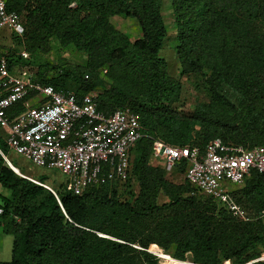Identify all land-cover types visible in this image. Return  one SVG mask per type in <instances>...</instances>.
<instances>
[{"label":"trees","instance_id":"obj_1","mask_svg":"<svg viewBox=\"0 0 264 264\" xmlns=\"http://www.w3.org/2000/svg\"><path fill=\"white\" fill-rule=\"evenodd\" d=\"M171 3L181 65L177 77L161 55L168 36L163 0H13L10 8L25 26L23 38L14 37V53L24 44L31 58L47 54L56 39L86 55L84 67L57 69L38 61L30 69L36 78L80 98L99 85L106 69L110 85L97 96L99 109L137 113L144 134L132 148L128 179L80 194L67 190L66 183L53 193L43 185L47 177L21 171L40 184L16 173L5 160L10 149L0 135V186L8 192L0 191V240L2 233L14 237L11 259L0 264H161L146 250L152 243L165 251L172 246L181 260L191 252L198 264L225 259L264 264L258 259L264 244V219L258 218L264 173L253 169L233 191L249 216L239 221L211 197L193 193L186 180H169L164 168L151 162L153 138L201 148L216 137L227 144L264 145V0ZM116 15L136 18L141 36L133 40L115 27ZM14 53L11 65H30ZM184 77H197L210 93L190 113L177 107ZM178 168L184 171L185 162ZM133 182L136 188L123 199L119 189ZM161 193L167 200L159 202Z\"/></svg>","mask_w":264,"mask_h":264},{"label":"built area","instance_id":"obj_2","mask_svg":"<svg viewBox=\"0 0 264 264\" xmlns=\"http://www.w3.org/2000/svg\"><path fill=\"white\" fill-rule=\"evenodd\" d=\"M12 2L0 0L3 140L11 151L35 165L55 168L67 175L66 188L75 194L94 185L123 183L130 175L132 148L144 134L138 114L120 108L106 113L99 109L97 95L90 92L79 98L74 92L41 83L22 64L11 65L14 37L23 38L25 33L20 14L10 8ZM3 41L11 45L5 47ZM14 54L23 59L31 57L24 44ZM19 103L23 105L21 109L17 108ZM152 141V160L162 161L166 170L172 171L185 162V180L194 188L193 193L211 197L239 221L249 219L233 191L244 184L253 169L264 173V145L227 144L220 137L211 139L202 148L195 144L174 145L159 138ZM151 245L146 250L155 254L161 264L162 258L184 263Z\"/></svg>","mask_w":264,"mask_h":264},{"label":"rangeland","instance_id":"obj_3","mask_svg":"<svg viewBox=\"0 0 264 264\" xmlns=\"http://www.w3.org/2000/svg\"><path fill=\"white\" fill-rule=\"evenodd\" d=\"M162 12L164 15V19L167 25L168 29V36L164 41L163 48L161 49V55L166 59L168 64V71L169 73L177 77L180 73V61L178 58L176 45H177V32H176V25H175V16L173 13L172 3L171 0H163L162 5ZM112 22L119 30L123 31L125 34H127L131 39H136L141 36L142 30L141 27L134 17L124 16V15H116L112 18ZM13 43V39L11 40ZM10 41V42H11ZM2 42V41H1ZM52 49L47 54H39L35 58H29L26 59V63L30 62L28 64H25L24 66L27 69H31L32 67L36 66V62H48L51 65L56 66L55 68H62V67H84L86 65V55L83 52L78 51L73 45L68 46L66 48H63L59 45L56 39H52ZM3 44L5 47L7 45H11V43H8L6 41H3ZM33 56V55H32ZM106 69H101L100 71V83L99 85L91 91L94 95H97L104 90L105 88H108L110 85V80L105 76ZM85 77L89 78L90 73L87 71L85 73ZM183 87H182V96L179 103H177V107L179 110H182L183 112H192L195 102L200 100H207L210 93L208 92V89L200 82V80L197 77H190V78H183ZM229 92V96L232 100L237 101L238 95L231 92L230 89H227ZM199 128V127H197ZM0 133L3 134L4 132L0 130ZM10 154L7 156L8 159L13 163L12 160L16 162V164L21 168V171L24 172V174L33 176V177H40L45 176L47 177V182L49 187H51L53 190L56 187L62 188V184L65 185V182L68 178L67 175L62 173L60 170L55 168H47V167H41L38 165H35L30 160L26 159L21 154H18L14 151L9 152ZM152 164L155 166H160L164 168L163 162H158L155 160H151ZM14 164V163H13ZM166 171V176L169 180H171L174 183H183L185 182V175L184 171L180 170L178 166L174 168L172 171H168L164 168ZM47 185V184H46ZM244 185V184H243ZM242 185V186H243ZM137 186V182H133V184L129 187V189H123L120 188L119 191H121V197L123 199H126L129 197L130 192H132ZM240 186V187H242ZM240 187L236 188L239 189ZM235 189V190H236ZM0 191L8 194L7 190L0 186ZM55 191V190H54ZM167 200V197L161 193L159 196V202H163ZM218 208V206H217ZM220 208V207H219ZM249 217V216H248ZM264 219V214L258 216V218ZM13 242L14 237L10 234L2 233L1 240H0V260L1 261H9L12 257V249H13ZM157 245L159 248L163 249L160 245L156 243H152ZM153 245H150L152 247ZM259 250H261V256L258 258L260 260H264V244L259 246ZM165 253L170 254L171 256H174V249L171 246L169 251H165ZM176 258V257H175ZM178 259V258H177ZM181 260V259H178ZM184 263L179 264H198L193 261L192 259V253L187 252L186 253V259L182 260ZM226 261H232L230 259H225L224 264L227 263ZM162 264H176L177 262L172 261H166V259H161ZM233 264V263H232Z\"/></svg>","mask_w":264,"mask_h":264},{"label":"water","instance_id":"obj_4","mask_svg":"<svg viewBox=\"0 0 264 264\" xmlns=\"http://www.w3.org/2000/svg\"><path fill=\"white\" fill-rule=\"evenodd\" d=\"M5 160H6L7 163L10 165V167L13 168V170H14L16 173H18L19 175L24 176V175L21 173V171L15 169V168L13 167L11 161H10L7 157H5ZM24 177H25V176H24ZM44 186H45L46 188L50 189L53 193H55V191H54L52 188H50V187H48V186H46V185H44Z\"/></svg>","mask_w":264,"mask_h":264},{"label":"bare ground","instance_id":"obj_5","mask_svg":"<svg viewBox=\"0 0 264 264\" xmlns=\"http://www.w3.org/2000/svg\"><path fill=\"white\" fill-rule=\"evenodd\" d=\"M11 163H12V162H11ZM12 165L14 166L15 169L21 171V169H20L17 165H15V164H13V163H12ZM170 260H172V258H171ZM172 261H174V260H172ZM179 263H180V262H179Z\"/></svg>","mask_w":264,"mask_h":264}]
</instances>
